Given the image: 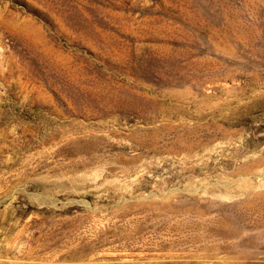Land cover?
Here are the masks:
<instances>
[{
    "label": "rangeland",
    "instance_id": "obj_1",
    "mask_svg": "<svg viewBox=\"0 0 264 264\" xmlns=\"http://www.w3.org/2000/svg\"><path fill=\"white\" fill-rule=\"evenodd\" d=\"M0 264H264V0H0Z\"/></svg>",
    "mask_w": 264,
    "mask_h": 264
}]
</instances>
